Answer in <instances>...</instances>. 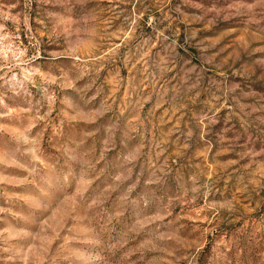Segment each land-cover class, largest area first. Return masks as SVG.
Instances as JSON below:
<instances>
[{"label": "rangeland", "instance_id": "rangeland-1", "mask_svg": "<svg viewBox=\"0 0 264 264\" xmlns=\"http://www.w3.org/2000/svg\"><path fill=\"white\" fill-rule=\"evenodd\" d=\"M0 264H264V0H0Z\"/></svg>", "mask_w": 264, "mask_h": 264}]
</instances>
